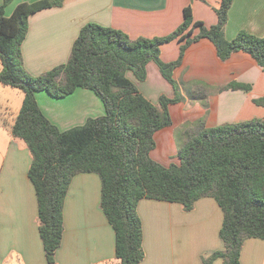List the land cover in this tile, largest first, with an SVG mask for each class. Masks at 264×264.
I'll return each instance as SVG.
<instances>
[{"label":"trees","instance_id":"16d2710c","mask_svg":"<svg viewBox=\"0 0 264 264\" xmlns=\"http://www.w3.org/2000/svg\"><path fill=\"white\" fill-rule=\"evenodd\" d=\"M12 1L3 0L0 6V85L24 95L11 136L23 141L31 154L28 178L35 191L47 263L55 264L61 244L63 206L71 179L80 173H95L101 182L100 208L115 234L117 264H140L144 259L139 201L179 204L189 212L202 198L214 199L223 214L219 230L223 249L205 258L204 264L216 259L222 264H240L244 242L264 240V120L213 128L199 122L177 150L178 165L164 167L150 157L154 134L171 125L168 107L184 100L173 72L191 44L207 39L220 61L242 52L264 69V38L246 31H239L230 41L224 37L233 0H221L215 9L217 22L210 27L193 19L189 4L182 23L164 37L132 40L119 30L87 23L67 62L37 76L25 70L21 52L29 18L61 7L63 0L23 2L5 16ZM173 41H184L179 56L164 63L160 47ZM149 62L157 66L174 93L172 99L160 96L158 106L126 76L131 72L143 82ZM79 88L92 91L103 103L105 114L61 132L43 115L35 95L45 92L61 99ZM250 88L231 82L220 90L247 92ZM196 94L206 96L203 89ZM253 103L264 106V97Z\"/></svg>","mask_w":264,"mask_h":264},{"label":"crops","instance_id":"0c3cea01","mask_svg":"<svg viewBox=\"0 0 264 264\" xmlns=\"http://www.w3.org/2000/svg\"><path fill=\"white\" fill-rule=\"evenodd\" d=\"M36 1L39 0H13L5 8V16L20 3ZM220 2L63 0L61 7L40 11L29 18L28 32L21 45L23 65L31 76H37L65 64L75 39L87 23L119 30L132 40L164 37L182 23L183 10L190 4L193 19L210 27L217 22L215 9ZM2 3L0 0V6ZM239 31L264 38V0H233L224 37L230 41ZM183 42L162 45L161 61H176ZM126 76L155 106L159 105L160 96L174 97L171 86L153 62L146 65L143 82L137 81L131 72ZM173 78L184 100L168 107L171 125L154 134L155 147L150 153L164 167L179 164L177 150L199 122L205 128H213L251 119L264 120V106L253 103L264 97V69L248 54L234 53L222 62L211 42L201 39L186 49ZM231 82L251 88L247 92L220 90ZM1 86L0 92L11 95L13 103L7 102L5 106L3 116L8 120H0V264H48L38 230L35 191L28 178L31 154L25 143L21 146L11 136L24 95ZM198 89L205 91L204 98L196 94ZM35 98L43 115L61 132L105 114L101 100L87 89H76L61 99L45 92L36 93ZM100 198L101 182L97 174L80 173L71 179L55 264H117L115 234L100 208ZM137 214L144 252L140 264H204L205 258L223 249L219 238L223 214L212 198L198 200L189 212L179 204L142 199ZM212 264H222V260L216 259ZM240 264H264V240L247 239L241 249Z\"/></svg>","mask_w":264,"mask_h":264},{"label":"rangeland","instance_id":"374dc122","mask_svg":"<svg viewBox=\"0 0 264 264\" xmlns=\"http://www.w3.org/2000/svg\"><path fill=\"white\" fill-rule=\"evenodd\" d=\"M5 89H6V91H11V92L13 91V93L20 94V91H18V90H15V89H12V88H9V87H5ZM7 102L13 103L12 96L8 95L7 92H5L4 94L2 92H0V120H1V122L5 121V120H8L6 115L3 116V114L5 113V106H6ZM4 132L7 135V132L6 131H4ZM7 138H8V135H7ZM18 142L20 143L21 146H24V142L19 141V140H18ZM4 147H6V144H5Z\"/></svg>","mask_w":264,"mask_h":264}]
</instances>
